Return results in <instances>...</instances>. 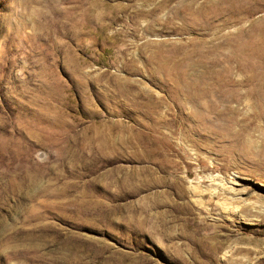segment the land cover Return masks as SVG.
Listing matches in <instances>:
<instances>
[{
  "label": "rangeland",
  "instance_id": "obj_1",
  "mask_svg": "<svg viewBox=\"0 0 264 264\" xmlns=\"http://www.w3.org/2000/svg\"><path fill=\"white\" fill-rule=\"evenodd\" d=\"M0 264H264V0H0Z\"/></svg>",
  "mask_w": 264,
  "mask_h": 264
},
{
  "label": "bare ground",
  "instance_id": "obj_2",
  "mask_svg": "<svg viewBox=\"0 0 264 264\" xmlns=\"http://www.w3.org/2000/svg\"><path fill=\"white\" fill-rule=\"evenodd\" d=\"M201 115H203V114H201ZM205 116V115H204ZM202 117V116H201ZM203 124V123H202Z\"/></svg>",
  "mask_w": 264,
  "mask_h": 264
}]
</instances>
